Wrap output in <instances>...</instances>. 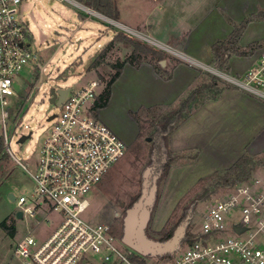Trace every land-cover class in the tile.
Returning a JSON list of instances; mask_svg holds the SVG:
<instances>
[{
    "label": "rangeland",
    "instance_id": "374dc122",
    "mask_svg": "<svg viewBox=\"0 0 264 264\" xmlns=\"http://www.w3.org/2000/svg\"><path fill=\"white\" fill-rule=\"evenodd\" d=\"M113 1L120 12L118 22L97 12L101 17L95 15L86 9L89 13L81 11L85 16L84 22L76 24L77 9L65 0L38 2L21 0L18 5V19L24 24H29V43L34 58L28 67L18 74L17 83H14L16 92V96L12 98L14 114L11 118V127L7 131L9 151L26 170L15 163L5 150L0 155V264H20L18 259L12 256L13 249L27 231L33 230L35 235L46 234L53 228L51 225H45L41 229H34L38 215L35 218L28 216L16 218V213L20 210L17 200L21 196L26 199L23 208L31 210L34 208L31 198L34 183L29 174H34L42 144L51 132L52 122L49 118L60 113L58 104L50 101L51 89L77 90L95 79L101 81L104 89L114 72L111 65L124 61L132 54V46H126L125 38L139 42L162 57L161 60H157L151 54H147L138 65L126 63L135 69L144 62L150 63L154 72L166 80L171 75H166L167 71L163 74V69L171 64L189 61L194 64L191 66H195V62L179 54L176 56L170 53L168 47L164 45L160 47L152 39L156 36L162 37L163 32L168 33L179 22H184L185 27L190 23H196L202 17L201 12L205 14L210 10L209 7L219 5V0ZM242 1L247 6L252 4L254 7L255 3L261 0ZM229 2L234 6L239 4H234V0H225V4ZM208 14L210 16H204L202 19L204 22L196 29L201 32L199 40L207 37L209 32L229 31L225 17L224 19L221 17L220 20L215 18V12ZM104 18L114 22L111 23ZM140 18L144 19L143 23L155 27L159 34H153V37L146 29L138 28L137 22ZM206 31L208 32L205 33ZM196 35L198 34H194ZM252 40H264V21L248 24L242 36V44ZM262 44V47L251 55L253 60L263 48L264 42ZM239 45L242 50H247L248 44ZM105 48L107 52L103 62L95 68L88 69L95 57ZM251 56L236 57L246 59ZM40 67H44L43 74L47 80L38 87ZM201 67L203 69L199 67L197 81L189 90L182 94L180 92L170 104L150 106L147 105L155 99L158 89L154 85L150 86L149 79L143 77L142 73L134 74L129 69L121 76L122 69L113 89V85L111 86V96L106 108L96 112L97 116L125 141L127 147L124 156L88 194L89 207L82 214V218L92 224L110 225L120 248L127 251V255L131 251L140 255L145 264H161L180 251L185 245V236L198 232L202 215L208 205L224 198L234 186L246 183L257 175L264 176V117L258 116L257 120L252 119L250 122L251 129L254 131L257 128L259 133L254 135L253 141L244 136H247L250 130L246 124H240L241 130L235 132L227 131L228 129L216 131L218 126L226 125L220 120L210 121L212 124L207 134L192 123L182 131L175 132V135L171 133L166 149L180 158L171 166L167 176L162 177L160 183H156L153 171V143L150 136L155 125L159 123V116L176 108L179 101L202 82L215 80L224 90L238 89L208 71H213L212 68ZM228 74L235 76L230 71ZM236 75L242 76L239 73ZM176 90V86L171 88L173 93ZM140 107L156 108L139 111V122H136L131 114L137 112ZM207 117L208 115L204 114L199 119ZM198 123L201 127V120ZM212 132H220L217 141L221 147L225 145L223 152L216 155L207 147ZM21 136L29 137L20 143ZM173 139L183 141L184 145H181L184 147L183 150L175 151L171 145ZM195 142L199 143L198 148L201 152L186 145ZM247 142L249 143L246 144ZM251 147L260 153H252ZM241 149L243 152L234 163L241 156L247 155L254 160H260L261 165L253 168L250 178L244 182L231 187L218 184L223 171L234 164H230L231 160ZM9 195H13L15 200H10ZM169 232H173L171 237L159 240ZM87 262L101 264L96 259Z\"/></svg>",
    "mask_w": 264,
    "mask_h": 264
},
{
    "label": "built area",
    "instance_id": "2783aa9c",
    "mask_svg": "<svg viewBox=\"0 0 264 264\" xmlns=\"http://www.w3.org/2000/svg\"><path fill=\"white\" fill-rule=\"evenodd\" d=\"M20 3L0 0V145L25 169L10 153L7 140L14 114V83L34 58L29 24L17 16ZM212 69L222 81L264 101V46L240 77ZM102 91L98 79L77 90L69 89L58 104L60 113L50 117L51 132L42 144L34 174H29L34 183V208L22 207L23 196L17 204L22 217L38 215L34 229L53 228L46 234L27 231L17 241L12 256L20 264H81L92 259L101 264H141L131 261L130 252L127 255L120 248L110 225L82 218L89 207L88 194L127 147L94 110ZM195 237L161 264H264V176L234 186L224 198L208 205Z\"/></svg>",
    "mask_w": 264,
    "mask_h": 264
},
{
    "label": "crops",
    "instance_id": "0c3cea01",
    "mask_svg": "<svg viewBox=\"0 0 264 264\" xmlns=\"http://www.w3.org/2000/svg\"><path fill=\"white\" fill-rule=\"evenodd\" d=\"M74 7L77 9V19L76 24H79L80 21L82 23L84 22L85 16L81 11H84L85 13L88 11H91L93 14L98 15L95 11L89 9L86 7L83 3H80L76 0H72ZM239 3L238 5L234 6L231 5L229 2L228 4H225V0H219V5H213L209 7L210 10H207L205 14L204 12L200 13L201 21H197L196 23L188 24L186 27L184 26V22H179L171 30L166 33L163 32L162 37H154L153 34H159L157 33V30L155 27H153L151 24L143 23L144 19H139L137 22L138 28H144L147 30L148 33H151L153 35L152 41L157 43L158 46H166L168 47L172 54H179L183 56L184 58H187L191 60L192 62H195L197 67L191 66L194 65L193 63H190L189 61H186L185 63H176V64H169L170 66H167L166 69H163V74H170L171 78L169 80H164L161 75H158L154 72V68L150 65V63H142L140 66L135 69L132 66L126 64L123 68L122 75H124V72L129 70L130 72L136 73H142L143 77H147L149 79L150 86L154 85L158 89V93L156 94L155 99H152V101L147 105L150 106L152 104H170V102L174 101L180 94L189 90L193 84L197 81V76L199 73V69L202 68L201 66H206L209 68H214L210 65L211 60V46L214 42L219 40H224L232 29V23H239L241 22L246 16L256 13L260 10H264V0H261L258 3H255V6H247V4L244 3L242 0H234V4ZM118 8V7H117ZM88 11H87V10ZM119 11V9H118ZM209 12H215V18H218L221 20V17L224 19L226 18L228 22L229 31L226 33L223 32H209L207 37H204V39L199 40L198 37L201 32L199 30H196L203 22L202 19H204L207 16H210ZM89 13V12H88ZM92 13L90 15H92ZM221 13V14H219ZM221 15V16H220ZM99 16V15H98ZM205 16V17H204ZM119 18H120V12H119ZM231 21V24H230ZM264 21V20H260ZM259 22V21H253L249 24ZM121 24V23H119ZM123 27L129 28L128 26L121 24ZM227 25V24H226ZM155 26V25H154ZM248 26V25H247ZM247 28V27H246ZM130 29V28H129ZM77 31V30H76ZM74 31V33L76 32ZM246 29L244 30V32ZM206 31L205 33H207ZM243 32V34H244ZM194 34H198L194 36ZM239 40V43L243 45H247L251 42L257 41L252 40L251 42L242 44V36ZM151 40V39H150ZM161 44V45H160ZM177 56V55H176ZM255 63V59L253 60V57L250 58H243L238 59L236 56H232L229 59V65H230V72L237 76L236 74H243L246 70H248L253 64ZM200 68H199V67ZM203 69V68H202ZM241 72V73H240ZM116 83V82H115ZM115 83L112 86V89L115 85ZM176 86V92L173 93L171 91V88ZM251 95H248L238 89L231 90V89H225L221 92V94L217 97L215 100H207L205 103L198 105V107L191 113V115L185 119L181 125H179L172 134L175 135V132L182 131V129L186 128L190 123L196 125V128H200L201 131H205V134L208 133V129L212 123L210 121L213 120H220L226 123L222 124L221 127L216 130H226L227 131H234L241 130L239 127L240 124H246L250 127L249 134L246 136L247 139L254 140V135L258 133V129L255 128L253 131L252 124L250 123L252 119L257 120V117H264V102L261 100L253 97ZM204 114L208 115L206 119H199ZM201 120L202 124L201 127L198 126V122ZM230 122L228 125L227 123ZM244 131V130H243ZM260 132V131H259ZM171 134V136H172ZM221 134L220 132H212V136L210 137L211 140L207 141V147L208 150L213 154L216 155L218 152H223L222 149L225 148V145L221 147V145L217 141L218 135ZM259 134V133H258ZM257 136V135H256ZM207 138V137H205ZM251 141V142H252ZM183 141H175L174 139L171 141V145L177 150H183L184 147H181ZM250 142V141H249ZM247 142L246 144H248ZM251 144V143H250ZM184 145V144H183ZM186 145L192 148H197L201 152V149L199 147V143H190ZM245 143L243 144V146ZM211 146V147H210ZM242 146V149H243ZM250 146V145H249ZM228 147V146H227ZM232 149V148H231ZM230 149V151H231ZM242 149L235 154L234 158L231 160L230 164H233L234 161L242 154ZM252 153H260L259 151H255L250 148ZM226 150V149H225ZM254 150V151H253ZM89 262H83L81 264H87Z\"/></svg>",
    "mask_w": 264,
    "mask_h": 264
},
{
    "label": "trees",
    "instance_id": "16d2710c",
    "mask_svg": "<svg viewBox=\"0 0 264 264\" xmlns=\"http://www.w3.org/2000/svg\"><path fill=\"white\" fill-rule=\"evenodd\" d=\"M83 3L89 9L118 22L119 11L113 0H76ZM264 20V10H260L256 13L246 16L239 23H232V30L224 40L216 41L211 46V60L210 65L214 66L221 72L227 73L230 71L229 59L233 56H251L256 50L262 47V41H254L247 45V50H242L239 45V40L247 25L253 21ZM124 43L126 46H132V54L122 62H117L111 65L114 72L110 76V80L106 83L105 88L99 96L96 97L94 103V110H102L106 108L111 96V86L121 75L123 66L126 63L138 65L145 59L147 54H151L157 60H161L162 57L159 53L149 48H146L135 40L125 38ZM107 49L102 50L92 61V64L88 69L95 68L100 65L106 55ZM168 76L166 78L170 79ZM224 88H220L215 80H209L208 82H202L192 90H190L186 96H184L178 103L177 107L168 111L165 114L160 115L159 123L155 125L151 134V141L153 143L152 156L154 158V174L156 183H160L162 177H166L171 166L179 160V156L169 152L166 146L169 141L171 133L178 127V125L187 119L191 113L207 100H215L221 94ZM159 107V106H156ZM156 107H150L144 109L140 107L137 112L132 113L131 116L136 122H139V111H148ZM2 146L0 145V155L2 153ZM257 165H261L260 160H254L252 157L243 155L241 156L231 167L224 170L221 177L218 179V184H222L226 187H231L237 183L244 182L249 179L253 168ZM200 197V196H199ZM198 197V198H199ZM205 197V196H204ZM203 198V197H200ZM173 232H169L165 237L159 239L163 241L171 237ZM194 233H189L185 236L184 243L192 242L195 239ZM129 258L135 263L145 264L144 259L136 253H130Z\"/></svg>",
    "mask_w": 264,
    "mask_h": 264
},
{
    "label": "water",
    "instance_id": "95a60500",
    "mask_svg": "<svg viewBox=\"0 0 264 264\" xmlns=\"http://www.w3.org/2000/svg\"><path fill=\"white\" fill-rule=\"evenodd\" d=\"M89 62H87V65H88ZM163 64V61L161 62ZM87 65L85 66V68H87ZM43 70H44V67H40V70H39V75H40V78H39V81H38V87L42 84V82L46 81L47 80V77L43 74ZM69 89H62V88H59V89H51L50 91V95H51V103H55L56 104H61L62 101L64 100L67 92H68ZM49 120H51V118H49ZM29 136H22L20 139H19V142L22 143L24 142ZM149 141V139H147ZM9 199L14 201L15 200V197L13 195H9ZM16 218L17 219H21L22 218V213L20 211H18L16 213ZM236 232H240L239 229L235 228Z\"/></svg>",
    "mask_w": 264,
    "mask_h": 264
},
{
    "label": "bare ground",
    "instance_id": "6f19581e",
    "mask_svg": "<svg viewBox=\"0 0 264 264\" xmlns=\"http://www.w3.org/2000/svg\"><path fill=\"white\" fill-rule=\"evenodd\" d=\"M99 15V14H98ZM100 16V15H99ZM101 17V16H100ZM103 17V16H102ZM104 19H106V20H108L107 18H104ZM109 22H111V20H108ZM112 22H114V21H112ZM111 22V23H112ZM128 31V30H127ZM128 32H130V31H128ZM209 71H211V70H209Z\"/></svg>",
    "mask_w": 264,
    "mask_h": 264
},
{
    "label": "flooded vegetation",
    "instance_id": "af4514ba",
    "mask_svg": "<svg viewBox=\"0 0 264 264\" xmlns=\"http://www.w3.org/2000/svg\"><path fill=\"white\" fill-rule=\"evenodd\" d=\"M38 76L40 77L39 73H38Z\"/></svg>",
    "mask_w": 264,
    "mask_h": 264
}]
</instances>
